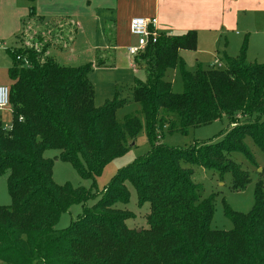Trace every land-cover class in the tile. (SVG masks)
<instances>
[{"label": "trees", "instance_id": "trees-1", "mask_svg": "<svg viewBox=\"0 0 264 264\" xmlns=\"http://www.w3.org/2000/svg\"><path fill=\"white\" fill-rule=\"evenodd\" d=\"M28 1L32 19L36 0ZM61 20L28 24L38 28V42L31 38L6 50L12 61L11 123L4 127L0 119V176L8 174L12 204L0 206V264H264V180L257 182L252 210L242 214L224 203L233 229L214 230V199L202 198L190 168L231 173L235 191L250 182L231 156L242 154L255 165L244 144L247 136L264 153V64L247 61L244 44L237 57L223 56L224 67L187 72L180 52L196 49L195 30L160 32L134 57V69L146 75L135 83L133 97L144 116L150 150L121 169L100 200L69 228H55L62 213L96 194L57 185L54 161L45 152L59 151L82 178L95 179L142 129L137 116L117 121L116 112L126 105L117 96L95 106L88 77L95 64L63 66L49 55L52 48L63 51L73 43L75 28ZM114 35L107 36L111 48ZM102 64L100 59L97 66ZM176 68L183 82L179 94L165 77ZM223 117L231 129L217 143L181 148L160 141L165 129L186 134ZM181 161L190 167L183 168ZM126 183L141 206L150 204L145 231L130 230L128 212L117 207L130 200Z\"/></svg>", "mask_w": 264, "mask_h": 264}, {"label": "rangeland", "instance_id": "rangeland-1", "mask_svg": "<svg viewBox=\"0 0 264 264\" xmlns=\"http://www.w3.org/2000/svg\"><path fill=\"white\" fill-rule=\"evenodd\" d=\"M60 1L61 3L55 8L58 15L54 18L65 19L61 20L63 24L69 22V28H75L73 43L70 48L63 51L52 48L49 55L63 66L95 64L96 66L88 76L95 88V106L101 107L106 101L117 96L126 102V105L116 112L117 121L123 123L126 116H137L142 122L140 133L134 140L128 141V149L109 160L101 174L95 179L82 178L71 163L64 162L59 158V151L45 152L44 156L54 161L53 178L57 185L68 184L74 189L85 188L92 194H96L85 203L73 204L67 212L62 213L55 228L65 230L78 220L85 208H91L100 200L103 190L121 169L147 156L150 144L141 107L133 97L135 83L145 81V72L143 70L136 71L133 68L134 57L129 55L127 44L124 41L119 42L115 49V43H113V49L104 53V50H107L104 48L109 42L107 36H112L115 33L117 25L121 26L116 15L117 0H91L92 3H88L86 0ZM64 1L67 3H62ZM9 2L10 0H0V85L6 86L11 84L8 69L12 64L6 50L19 47L22 45L21 41L29 42L28 40L31 38L37 43L41 35L40 32H37L38 28L32 29L28 25L30 22L29 9L28 17L26 15L20 21L19 18L15 21L12 17L14 8L12 4H8ZM51 7L52 4L49 1H45L43 5L38 3L37 15L33 17L38 27L44 25L39 21L41 19L45 23L54 20L48 18L49 11L53 10ZM197 33L196 49L180 52L184 69L187 72L194 74L198 69H209L213 66L217 68L219 65L224 67L223 56L226 54L229 57H237L244 44H246V60L264 64V14L239 13L235 23L228 22L215 31L198 30ZM63 38L65 37L63 36ZM109 45L111 46L110 43ZM100 59L103 60V64L97 66ZM165 77L172 83L174 93H182L183 82L179 68L168 70ZM0 118L3 126L8 127L11 123L10 108L4 111ZM230 129L229 120L223 117L209 125L191 129L186 134L171 133L165 129L160 141L168 146L181 148L194 144L217 143ZM133 141L134 145L130 147ZM244 144L252 153L255 165L249 163L242 154L234 153L231 156L250 175V182L240 191L233 189L234 178L231 173L227 172L221 175L215 170L190 167L185 161H181L183 168L190 167L194 170L192 179L201 187L202 198L213 197L214 199L215 212L211 222V228L214 230L229 231L233 229L231 220L225 215L224 203L235 212L249 213L254 205V191L257 182L260 179L264 180V153L249 136L245 138ZM7 180L8 174L0 176L1 207H8L12 204ZM126 185L130 193V200L126 205L118 204L117 207L128 212L129 219L125 223L130 230L145 231L149 228L147 217L150 213V204L145 203L141 206L136 190L131 184L126 183Z\"/></svg>", "mask_w": 264, "mask_h": 264}, {"label": "crops", "instance_id": "crops-1", "mask_svg": "<svg viewBox=\"0 0 264 264\" xmlns=\"http://www.w3.org/2000/svg\"><path fill=\"white\" fill-rule=\"evenodd\" d=\"M45 1H49L53 9L49 11L48 18L60 19L54 18L58 15L55 8L61 3L60 0H36L33 4L35 6L34 17L37 15L38 3L43 5ZM86 1L92 3L91 0ZM62 3H67V1ZM8 4L13 5L12 17L15 21L18 18L20 21L26 15L28 17L27 12L31 6L28 0H10ZM239 13L264 14V0H117L116 15L121 26L117 25V28L115 27L114 49L122 41L126 42V48L135 43V39L130 32L131 20L134 17H155L158 20L160 32L177 34L190 30L215 31L228 22L235 23ZM39 18H42V16H39ZM34 21L32 18L28 24L34 25ZM104 49L113 48L108 42L107 47ZM132 65L134 68V64Z\"/></svg>", "mask_w": 264, "mask_h": 264}, {"label": "built area", "instance_id": "built-area-1", "mask_svg": "<svg viewBox=\"0 0 264 264\" xmlns=\"http://www.w3.org/2000/svg\"><path fill=\"white\" fill-rule=\"evenodd\" d=\"M130 32L135 43L128 46L127 51L135 57L145 50L150 41L159 36L158 20L155 17H134L131 20ZM9 92V86L0 85V116L10 108Z\"/></svg>", "mask_w": 264, "mask_h": 264}, {"label": "water", "instance_id": "water-1", "mask_svg": "<svg viewBox=\"0 0 264 264\" xmlns=\"http://www.w3.org/2000/svg\"><path fill=\"white\" fill-rule=\"evenodd\" d=\"M134 145V141L130 144V147H132ZM138 232H141V230H139Z\"/></svg>", "mask_w": 264, "mask_h": 264}]
</instances>
